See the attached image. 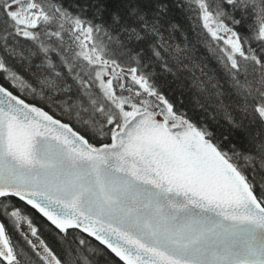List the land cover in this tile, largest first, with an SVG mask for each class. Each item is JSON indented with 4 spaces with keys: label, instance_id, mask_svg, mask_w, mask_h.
<instances>
[{
    "label": "snow or ice",
    "instance_id": "1",
    "mask_svg": "<svg viewBox=\"0 0 264 264\" xmlns=\"http://www.w3.org/2000/svg\"><path fill=\"white\" fill-rule=\"evenodd\" d=\"M0 264H264V0H0Z\"/></svg>",
    "mask_w": 264,
    "mask_h": 264
},
{
    "label": "trees",
    "instance_id": "2",
    "mask_svg": "<svg viewBox=\"0 0 264 264\" xmlns=\"http://www.w3.org/2000/svg\"><path fill=\"white\" fill-rule=\"evenodd\" d=\"M183 23L185 24V27H186V28H191L192 25H193V23H194V19L184 18V19H183ZM212 63H213V65L215 64L214 61H213ZM17 238H18V237H17Z\"/></svg>",
    "mask_w": 264,
    "mask_h": 264
}]
</instances>
